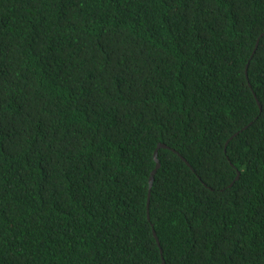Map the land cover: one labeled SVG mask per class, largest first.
<instances>
[{
    "label": "trees",
    "instance_id": "trees-1",
    "mask_svg": "<svg viewBox=\"0 0 264 264\" xmlns=\"http://www.w3.org/2000/svg\"><path fill=\"white\" fill-rule=\"evenodd\" d=\"M163 263L264 264V0H0V264Z\"/></svg>",
    "mask_w": 264,
    "mask_h": 264
},
{
    "label": "water",
    "instance_id": "water-1",
    "mask_svg": "<svg viewBox=\"0 0 264 264\" xmlns=\"http://www.w3.org/2000/svg\"><path fill=\"white\" fill-rule=\"evenodd\" d=\"M256 47H257V45H256ZM259 107H260V109H261L260 104H259ZM230 139H231V138H230ZM160 148H167V146L164 145V144H159L157 150H156L155 153H154V160H155V162H156V167H155V169L152 171V173H151V175H150V179H149V192H148V204H147V205H148V209H147L148 217H149V204H150L151 189H152V185H153V181H154V176H155L157 170L160 168V163H159V160H158V150H159ZM239 176H240V173L238 172L237 177H236V180L239 179ZM153 233H154V236H155L156 240L158 241V238H157V235H156L155 231H153ZM163 264H164V263H163Z\"/></svg>",
    "mask_w": 264,
    "mask_h": 264
}]
</instances>
